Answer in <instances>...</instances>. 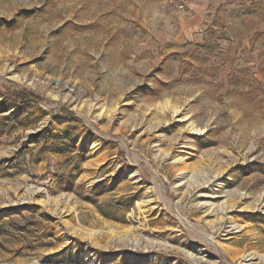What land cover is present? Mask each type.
Here are the masks:
<instances>
[{
	"label": "rangeland",
	"instance_id": "rangeland-1",
	"mask_svg": "<svg viewBox=\"0 0 264 264\" xmlns=\"http://www.w3.org/2000/svg\"><path fill=\"white\" fill-rule=\"evenodd\" d=\"M0 264H264V0H0Z\"/></svg>",
	"mask_w": 264,
	"mask_h": 264
},
{
	"label": "trees",
	"instance_id": "trees-1",
	"mask_svg": "<svg viewBox=\"0 0 264 264\" xmlns=\"http://www.w3.org/2000/svg\"><path fill=\"white\" fill-rule=\"evenodd\" d=\"M32 95L31 94H28L24 91H22L21 93L18 92L16 93L13 98L16 100H19L20 102L24 103V102H28V101H31L33 99V96L31 97Z\"/></svg>",
	"mask_w": 264,
	"mask_h": 264
},
{
	"label": "built area",
	"instance_id": "built-area-1",
	"mask_svg": "<svg viewBox=\"0 0 264 264\" xmlns=\"http://www.w3.org/2000/svg\"><path fill=\"white\" fill-rule=\"evenodd\" d=\"M170 4H173L177 9L183 10L187 4V0H166Z\"/></svg>",
	"mask_w": 264,
	"mask_h": 264
}]
</instances>
